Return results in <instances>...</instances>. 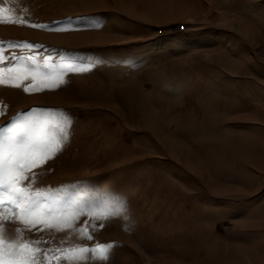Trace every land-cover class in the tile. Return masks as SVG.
I'll return each instance as SVG.
<instances>
[{"label": "rangeland", "instance_id": "374dc122", "mask_svg": "<svg viewBox=\"0 0 264 264\" xmlns=\"http://www.w3.org/2000/svg\"><path fill=\"white\" fill-rule=\"evenodd\" d=\"M0 5L26 21L0 23V166L59 224L30 230L6 179L0 264L37 246L38 264H264V0ZM67 64L86 71L52 87ZM28 113L30 138L8 131ZM101 244L107 260L82 251Z\"/></svg>", "mask_w": 264, "mask_h": 264}, {"label": "snow or ice", "instance_id": "6c2138e0", "mask_svg": "<svg viewBox=\"0 0 264 264\" xmlns=\"http://www.w3.org/2000/svg\"><path fill=\"white\" fill-rule=\"evenodd\" d=\"M0 23L4 24H24L26 21L24 19L17 20L15 19V13L14 10L11 8H6L2 5H0ZM33 28H42L47 27L46 25H39V24H32L30 25ZM28 47H35L33 45H28ZM12 59H15L13 56ZM61 60H64L65 57L61 56ZM3 57H0V63H4ZM35 63V62H34ZM45 67H47L50 70H56L57 66L45 62ZM13 69L11 67L9 68H2L0 67V74H2L5 71L11 72ZM86 71L85 68L74 66L71 64L63 65L58 68V76L53 79L52 87H59L60 84L63 83V76L69 72H82ZM27 79V78H25ZM2 82V80H0ZM19 86V85H17ZM24 91H29V89L26 87ZM35 111V109H33ZM31 114H26L25 120L23 124L20 123V117L15 118V122L13 124V127L9 128V132H21L23 131L25 136H29V130L32 128L31 122L27 119V116H30ZM52 119L55 122L53 127L59 129L60 136H62L64 139H67V133L65 131V128L70 123L67 117L63 115V113H52ZM30 138V136H29ZM61 143V140L59 137H54L53 142L46 146L45 152L41 154H37V151L33 149L29 153H26L23 157L24 161L23 163L19 164V170L23 174L26 168H35L38 165L45 164L50 158L51 154L55 153V151L59 148V145ZM15 155V154H13ZM3 158V153L0 151V159ZM8 180L7 186L11 188V191L15 194V199L9 201L12 203L15 207L19 209V213L21 218L25 219V222L27 224L31 225L30 230H38L40 225H46L48 228H59L58 223H50L48 219H44L42 217L44 216H51L52 220H55L54 215V208L52 205L58 203V201L51 197H45V200H50L51 202L49 204H42L41 200L39 199L40 196L43 194L40 192L36 193L35 197H25L24 196V189H22L19 186H16L12 183L11 177H6L4 174L3 167L0 166V187L5 186V180ZM25 180L31 179L30 176H24ZM28 217H33V219H27ZM39 218V225L37 224V219ZM66 226H70L67 221H65ZM3 243L2 238H0V244ZM32 243V241H29L28 243L21 244V245H9V247L15 248L19 247L22 250H27L29 248V245ZM107 245H98L96 248L88 249L84 248L82 249L83 252H87L91 250L94 253H97L99 258L101 260H107ZM42 249H39L37 246L36 248L32 249V254H28L27 252L22 253V258L18 261L13 262H5V264H38L37 257L34 253L36 252H42ZM0 252H2V249H0Z\"/></svg>", "mask_w": 264, "mask_h": 264}]
</instances>
